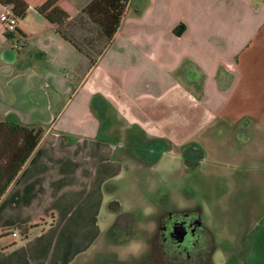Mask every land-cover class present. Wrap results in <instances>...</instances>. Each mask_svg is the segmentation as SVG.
<instances>
[{
	"label": "crops",
	"instance_id": "crops-1",
	"mask_svg": "<svg viewBox=\"0 0 264 264\" xmlns=\"http://www.w3.org/2000/svg\"><path fill=\"white\" fill-rule=\"evenodd\" d=\"M66 1L60 28L0 21V122L44 128L0 198V264L81 261L134 157L264 140V0H129L110 40Z\"/></svg>",
	"mask_w": 264,
	"mask_h": 264
},
{
	"label": "rangeland",
	"instance_id": "rangeland-1",
	"mask_svg": "<svg viewBox=\"0 0 264 264\" xmlns=\"http://www.w3.org/2000/svg\"><path fill=\"white\" fill-rule=\"evenodd\" d=\"M253 133L239 135L245 147L228 138L220 148L216 142L213 150L203 148L187 168L181 151H167L153 169L134 157L133 169L108 196L106 230L77 264H161L151 247L159 219L184 209L201 215L211 231L218 250L212 264H254L259 254L247 252L244 238L264 226V140ZM143 149L136 141L134 152Z\"/></svg>",
	"mask_w": 264,
	"mask_h": 264
},
{
	"label": "trees",
	"instance_id": "trees-1",
	"mask_svg": "<svg viewBox=\"0 0 264 264\" xmlns=\"http://www.w3.org/2000/svg\"><path fill=\"white\" fill-rule=\"evenodd\" d=\"M128 2L129 0H92L83 8V12L100 28L103 36L110 40L119 27ZM0 5L8 8L18 19L24 18L28 8H32L58 28L77 13L66 0H0ZM43 133L42 127L0 122V198L39 143ZM161 149L158 148L155 159L159 157ZM184 159L187 165H196L199 158L195 148L187 147Z\"/></svg>",
	"mask_w": 264,
	"mask_h": 264
},
{
	"label": "flooded vegetation",
	"instance_id": "flooded-vegetation-1",
	"mask_svg": "<svg viewBox=\"0 0 264 264\" xmlns=\"http://www.w3.org/2000/svg\"><path fill=\"white\" fill-rule=\"evenodd\" d=\"M200 217L186 209L175 213L169 211L160 217L151 247L161 264H212L218 250L210 243L213 241L212 233ZM244 242L247 252L259 254L254 264H264L263 224L257 233L248 234Z\"/></svg>",
	"mask_w": 264,
	"mask_h": 264
},
{
	"label": "built area",
	"instance_id": "built-area-1",
	"mask_svg": "<svg viewBox=\"0 0 264 264\" xmlns=\"http://www.w3.org/2000/svg\"><path fill=\"white\" fill-rule=\"evenodd\" d=\"M0 21L3 23L5 27L6 34H14L17 30V24L19 22L18 18H15L10 10L8 8H5V10L0 15ZM16 49L20 50L23 47V44L20 41L16 42ZM13 236H16V233H12Z\"/></svg>",
	"mask_w": 264,
	"mask_h": 264
}]
</instances>
